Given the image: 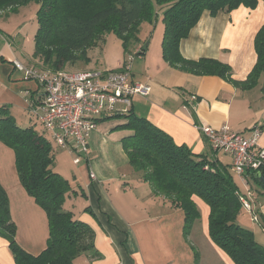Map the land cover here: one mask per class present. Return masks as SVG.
Returning <instances> with one entry per match:
<instances>
[{
  "label": "crops",
  "instance_id": "obj_1",
  "mask_svg": "<svg viewBox=\"0 0 264 264\" xmlns=\"http://www.w3.org/2000/svg\"><path fill=\"white\" fill-rule=\"evenodd\" d=\"M263 25L262 2L253 10L239 7L230 13L220 11L214 17L203 11L188 36L180 41V55L190 61H219L229 67L234 80L243 81L255 65L253 42ZM35 32L36 29L33 38ZM9 46V42L0 46V106H9L12 116L13 111L26 112L32 118L29 102L40 94L39 86L26 79L13 62L33 68L32 63L37 62L32 57L26 61ZM142 46L140 39L130 53L135 56L133 81L150 87L148 96L132 98L131 109L137 117L166 133L176 145L225 165H231V157L223 151H213L199 126L219 129L226 125L243 136L257 127L261 129L258 145L264 148V73L253 88L240 90L216 76L196 75L170 66L162 58L161 46L158 54L150 55L146 49L137 55ZM88 59L83 69L112 70L107 62L99 67ZM120 64L117 62L115 69ZM124 123L123 119L100 120L88 138L89 157L76 165L71 162L74 171L66 180L72 190L64 209L91 228L94 250L100 255L93 259L91 254H82L73 264H233L211 242L209 209L201 200L193 198L200 216L185 237L183 212L166 205L164 197L153 195L150 185L133 172L121 145V139L130 134L120 127ZM55 168L62 172L58 166ZM90 172L95 179H90ZM240 180L250 185L249 195L243 196L257 215V222L250 221V213L244 210L237 221L264 246V191L253 179ZM0 185L9 200L16 242L27 253L38 255L48 239L47 218L22 187L13 151L1 142ZM0 264H15L2 236Z\"/></svg>",
  "mask_w": 264,
  "mask_h": 264
},
{
  "label": "trees",
  "instance_id": "obj_2",
  "mask_svg": "<svg viewBox=\"0 0 264 264\" xmlns=\"http://www.w3.org/2000/svg\"><path fill=\"white\" fill-rule=\"evenodd\" d=\"M29 2L36 4L32 58L42 70L56 72L88 62V50L109 32L117 35L125 53L130 54V49L140 42L141 25L152 24L160 15L161 55L170 66L196 75L216 76L240 90L253 88L264 73V25L253 42L255 65L243 81L234 80L229 67L219 61L185 60L179 52L180 41L188 36L203 11L214 17L220 11L230 13L239 7L253 10L259 2L264 5V0H0V12L13 11ZM143 48L137 55L145 52ZM117 116L125 118L120 127L130 132L121 139L129 166L150 185L153 195L166 198L171 208L183 212V235L189 234L200 216L193 199L196 197L209 209L211 242L233 264H264V246L237 221L244 210V196L231 165L214 162L206 155H196L187 147L176 145L171 137L137 117L132 109ZM0 142L13 151L19 181L44 211L48 222L44 250L38 255L27 253L15 240L9 200L0 185V236L8 242L15 264H73L82 254L98 259L91 228L64 209L72 188L52 168L55 150L50 138L34 125L24 128L17 125L9 106L2 105ZM248 175L264 191V166ZM84 210L88 212L89 208Z\"/></svg>",
  "mask_w": 264,
  "mask_h": 264
},
{
  "label": "built area",
  "instance_id": "obj_3",
  "mask_svg": "<svg viewBox=\"0 0 264 264\" xmlns=\"http://www.w3.org/2000/svg\"><path fill=\"white\" fill-rule=\"evenodd\" d=\"M130 62L131 58L114 71L51 72L18 62L13 65L40 89V94L29 102V115L50 138L54 149L66 150L76 165L89 157L88 138L100 120L126 114L133 97L148 96L149 85L133 81ZM198 129L213 151H223L231 157V167L239 179H248L249 173L264 166V148L258 145L261 129L253 127L248 136L232 132L226 125ZM89 177L95 179L92 172ZM242 202L244 210L257 222L247 198L242 197Z\"/></svg>",
  "mask_w": 264,
  "mask_h": 264
},
{
  "label": "rangeland",
  "instance_id": "obj_4",
  "mask_svg": "<svg viewBox=\"0 0 264 264\" xmlns=\"http://www.w3.org/2000/svg\"><path fill=\"white\" fill-rule=\"evenodd\" d=\"M35 12L36 4L34 2H29L28 4L20 6L13 11L6 10L0 12V46H4V44L7 45V42H9L10 50L17 53V55L21 54L23 58H26V61L27 59H29L28 57H32L30 56V53L32 52L34 46V38L32 35L36 29V25L34 22ZM152 22V24H142L138 33V38L141 40L143 39L142 47L148 49V53L150 55L160 53V43L163 32V25L160 15H158L157 18ZM13 40H15L14 42L18 41L19 46H16L15 43L13 44ZM88 52L89 53L87 54V57L94 61V63L98 64L99 67L105 62L109 63L112 67V70L98 69L101 71H114L117 69H115L114 67L117 62L121 61L120 65H122L123 62H125L129 58H131L130 66L132 67V62L135 58L133 54L125 53L122 42L113 32L104 34L101 40L98 41V43L94 47L88 50ZM130 52L133 53V48L130 49ZM88 62H79L74 68H66L62 70H87L83 69V66H86ZM18 63L21 64L20 62ZM32 64L34 68H42L37 63ZM21 65L24 66L23 64ZM12 114L17 125L23 128L28 127L29 125H34L36 130H39L41 128L40 125L35 120L30 118L26 112L20 114L13 111ZM123 118V116H114L113 119L109 120H119ZM30 120L33 121L31 122ZM54 150V160L52 165L53 170L59 173L60 176L64 179H71V172L74 171V166L71 164L73 157L69 156L66 150H63L61 148H55ZM55 165L58 166V168L62 172L58 171L55 168ZM234 178L238 183L241 194L249 195L251 191L250 185H245L236 175L234 176ZM165 204L167 205L169 204V202L165 200ZM76 206L78 207V204ZM241 213L244 214L243 212ZM249 219L253 222L251 216L249 217Z\"/></svg>",
  "mask_w": 264,
  "mask_h": 264
},
{
  "label": "water",
  "instance_id": "obj_5",
  "mask_svg": "<svg viewBox=\"0 0 264 264\" xmlns=\"http://www.w3.org/2000/svg\"><path fill=\"white\" fill-rule=\"evenodd\" d=\"M146 48L144 47L143 50H145Z\"/></svg>",
  "mask_w": 264,
  "mask_h": 264
}]
</instances>
